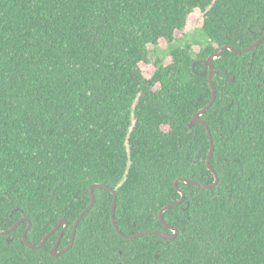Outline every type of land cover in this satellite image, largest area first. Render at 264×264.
<instances>
[{
    "label": "trees",
    "instance_id": "trees-1",
    "mask_svg": "<svg viewBox=\"0 0 264 264\" xmlns=\"http://www.w3.org/2000/svg\"><path fill=\"white\" fill-rule=\"evenodd\" d=\"M262 36L264 0H0V230L27 218L38 245L66 219L64 249L105 184L124 235L171 233L175 183L215 181L207 130L189 127L212 98L203 62ZM214 69L202 119L219 181L177 183L174 240L122 237L96 189L71 249L52 256L61 230L29 248L24 222L0 236V264H264V41Z\"/></svg>",
    "mask_w": 264,
    "mask_h": 264
},
{
    "label": "water",
    "instance_id": "water-1",
    "mask_svg": "<svg viewBox=\"0 0 264 264\" xmlns=\"http://www.w3.org/2000/svg\"><path fill=\"white\" fill-rule=\"evenodd\" d=\"M264 41V36H262L255 44H253L252 46H250L249 48L247 49H244V50H236L234 49L233 47L231 46H225L223 48L220 49V51L216 54H213L211 55L207 60H205L203 63L205 64L206 68L205 70L200 73L201 76H204L208 73L209 71V75H208V78H209V84H210V87L212 89V98L210 100V103L203 109H201L199 112H197L191 122L189 123V127L192 128L194 127L195 125L197 124H200L202 126H204L207 130V133H208V136H209V141H210V152H209V155H208V158H207V166L209 168V170L214 174L215 176V181L213 184L211 185H202L194 180H188V179H181L179 181L181 182H185V183H191L201 189H205V190H209V189H213L217 186L218 184V181H219V178H218V175L215 171V169L211 166V159H212V156H213V153H214V142H213V137H212V134H211V131L209 129V126L208 124L202 119V116L212 107V105L214 104L216 98H217V89H216V86L214 84V81H213V78H214V75H215V69H214V61L221 58L224 53L229 50L231 52H233L234 54H242V53H246L248 51H252L254 49H256L262 42ZM197 63L199 62H195L193 64V69L195 70V67L197 65ZM227 73V72H226ZM234 81V77L231 78L230 82H233ZM177 181L175 183V186L177 188V190L179 191V193L181 194V199L180 201L178 202H174V203H171V204H168L167 206H165L164 208H162V210L159 212V220L161 221V223L168 229L171 231V233H168V232H162V231H155V230H149V231H145V232H142V233H139V234H136V235H131V236H127V235H124L118 224H117V220H116V217H115V213H116V206H117V199H118V195L117 193L110 187H108L107 185L105 184H93L91 187H90V196H91V202L90 204L88 205L87 208H85V210L80 214V216L77 218L76 222L74 223V226H73V230H72V236H71V241H70V244L65 247L64 249H59V246H60V242H61V239L63 237V234L64 232L68 229L69 227V222L68 220L66 219H61L57 226L51 231L49 232L45 237L44 239L40 242V244L38 245H33L29 242L28 238H27V234L28 232L30 231L31 227H32V223L29 219L27 218H22L20 221H18L15 225H13L12 227L8 228L7 230H0V236H8L10 235L12 232H14L22 223L24 222H27L28 223V226L27 228L24 230L23 232V241L25 242V244L31 248V249H34V250H39L41 249L42 247H44L48 241V239L50 238L51 235H53L54 233H56L58 230H61L60 231V235H59V238L56 242V244L54 245V247L52 248L51 250V254L52 256L54 257H58L62 254H64L65 252H67L69 249H71L74 245V241H75V238H76V232H77V229H78V226L81 222V220L83 219V217L94 207L95 205V202H96V196H95V190L96 189H103V190H107V191H110L114 198H113V203H112V211H111V216H112V223L116 229V231L124 238H127V239H135V238H139V237H142L144 235H156V236H160L161 238H163L164 240H174L177 235H178V229L171 226L170 224H168L163 216H164V213L166 211H168L169 209L173 208V207H176V206H179L181 205L184 200H185V197H186V194L183 190H181L180 188L177 187V183L179 182ZM13 240V238H9L7 237V241L8 242H11ZM159 256H157L156 258H158Z\"/></svg>",
    "mask_w": 264,
    "mask_h": 264
},
{
    "label": "rangeland",
    "instance_id": "rangeland-1",
    "mask_svg": "<svg viewBox=\"0 0 264 264\" xmlns=\"http://www.w3.org/2000/svg\"><path fill=\"white\" fill-rule=\"evenodd\" d=\"M194 17V16H193ZM202 21V15H198L195 16L194 18H192L188 24V27L186 28L187 32H194L196 24L200 23ZM185 32H178L177 36L178 37H183ZM180 44L179 42H176V45ZM199 50V46L197 45V43L194 45V51L197 52ZM170 62V60H168ZM146 69H148V67H146Z\"/></svg>",
    "mask_w": 264,
    "mask_h": 264
}]
</instances>
